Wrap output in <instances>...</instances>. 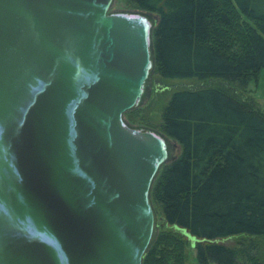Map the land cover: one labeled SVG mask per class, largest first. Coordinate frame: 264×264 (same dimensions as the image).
I'll use <instances>...</instances> for the list:
<instances>
[{
	"label": "water",
	"instance_id": "1",
	"mask_svg": "<svg viewBox=\"0 0 264 264\" xmlns=\"http://www.w3.org/2000/svg\"><path fill=\"white\" fill-rule=\"evenodd\" d=\"M112 2L0 0V264H142L168 145L123 117L153 22Z\"/></svg>",
	"mask_w": 264,
	"mask_h": 264
},
{
	"label": "trees",
	"instance_id": "2",
	"mask_svg": "<svg viewBox=\"0 0 264 264\" xmlns=\"http://www.w3.org/2000/svg\"><path fill=\"white\" fill-rule=\"evenodd\" d=\"M128 1L156 15L153 67L163 79L244 86L264 69V0ZM161 130L180 150L151 184L162 216L142 264H187L192 238L202 263L245 255L264 264L258 245L220 241L264 236V111L221 84L181 87L163 106Z\"/></svg>",
	"mask_w": 264,
	"mask_h": 264
},
{
	"label": "rangeland",
	"instance_id": "3",
	"mask_svg": "<svg viewBox=\"0 0 264 264\" xmlns=\"http://www.w3.org/2000/svg\"><path fill=\"white\" fill-rule=\"evenodd\" d=\"M116 11H134L141 12L148 15L152 22L153 26L155 24L156 15L153 12L145 11L139 8L134 7L128 0H113L109 12ZM154 57V52L153 55ZM221 84L228 88L232 93L237 95L239 98L250 103L251 105L260 108L264 111V69L261 70L258 78H253L249 80L246 85L242 86L237 82H228L221 79H206V80H196V79H186V80H167L163 79L160 74L155 70V66L151 70L147 80L145 91L142 95L141 101L138 105H135L124 111L123 117L125 121L134 127H146L154 129L162 133L167 139V148H168V158L161 164L159 172L163 166L168 163L172 158H174L179 150V143L167 136L161 130L162 122V109L163 106L168 101L171 93L181 87H193V86H202L206 84ZM158 174L153 179L152 186H154ZM151 186V187H152ZM152 188L150 190L151 201L155 214V234L159 230V221L161 220V208L153 199ZM220 241L240 247L243 243L249 244L253 243L259 246L260 250L264 252V236H249L246 234H237L231 235L225 238H221ZM240 262L241 264H247L246 256L241 255ZM244 257V258H243ZM187 264H216V261L210 260L208 263L200 262L197 256V250L193 244L189 243L187 247Z\"/></svg>",
	"mask_w": 264,
	"mask_h": 264
}]
</instances>
